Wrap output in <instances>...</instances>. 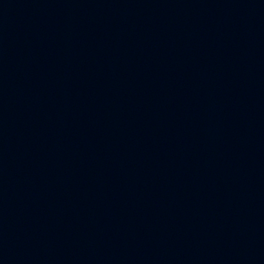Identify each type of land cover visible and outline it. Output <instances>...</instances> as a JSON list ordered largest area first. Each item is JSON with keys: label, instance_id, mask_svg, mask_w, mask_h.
I'll use <instances>...</instances> for the list:
<instances>
[{"label": "water", "instance_id": "95a60500", "mask_svg": "<svg viewBox=\"0 0 264 264\" xmlns=\"http://www.w3.org/2000/svg\"><path fill=\"white\" fill-rule=\"evenodd\" d=\"M0 264H264V0H0Z\"/></svg>", "mask_w": 264, "mask_h": 264}]
</instances>
